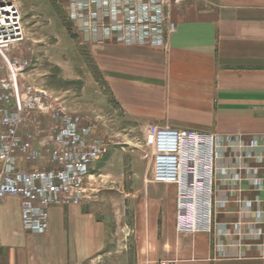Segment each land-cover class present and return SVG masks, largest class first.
Segmentation results:
<instances>
[{
	"label": "crops",
	"instance_id": "0c3cea01",
	"mask_svg": "<svg viewBox=\"0 0 264 264\" xmlns=\"http://www.w3.org/2000/svg\"><path fill=\"white\" fill-rule=\"evenodd\" d=\"M171 17L176 31L163 46L124 45L82 31L79 41L92 59L95 88L115 101L124 118L140 124L246 137L263 132L264 0H190ZM246 150L256 156L264 152L263 147ZM114 154L98 172L102 157L94 163L91 178L104 175L102 168ZM237 155L236 148L226 149L218 160L216 199L226 205L219 207L216 219L227 228L224 235L178 233L176 186L148 182L143 263L264 264V234H258L263 220L254 214L262 205L253 200L256 192L249 181L264 176V162L248 160L256 170L245 172L237 183L232 179ZM8 198L16 197H6L0 206V264H13L6 238L21 223L20 206L18 219L9 223ZM102 215L84 203L51 207L48 230L35 236L40 244L33 264H89L106 244Z\"/></svg>",
	"mask_w": 264,
	"mask_h": 264
},
{
	"label": "built area",
	"instance_id": "2783aa9c",
	"mask_svg": "<svg viewBox=\"0 0 264 264\" xmlns=\"http://www.w3.org/2000/svg\"><path fill=\"white\" fill-rule=\"evenodd\" d=\"M189 1L70 0L69 18L79 30L98 33L103 41L163 46L176 31L172 11ZM25 38L18 3L0 0V49H9ZM36 92L46 94L45 90L29 86L19 97L15 83L5 79L0 84V206L6 197H18L23 229L43 234L49 228L51 207L80 205L89 198L91 167L103 156L107 143L84 116L65 111H58L60 123L46 146L36 143L32 134L22 131L25 117L18 103V99H25V104L32 106L34 99L41 98ZM143 143L151 155L146 182L176 186V231L227 234V228L216 219L219 207L226 205V201L216 199L221 170L218 160L226 149L236 148L238 165L232 179L241 182L245 172L256 170L248 160L264 162V152L256 156L252 151H244L264 149V131L246 137L241 133L149 124L143 132ZM249 181L256 192L253 200L262 205L254 214L263 220L264 226V176ZM237 190L241 191L239 187ZM258 234H264L263 227ZM159 264L173 263L162 260Z\"/></svg>",
	"mask_w": 264,
	"mask_h": 264
},
{
	"label": "rangeland",
	"instance_id": "374dc122",
	"mask_svg": "<svg viewBox=\"0 0 264 264\" xmlns=\"http://www.w3.org/2000/svg\"><path fill=\"white\" fill-rule=\"evenodd\" d=\"M16 2L26 38L9 49H0V84L5 79L15 83L19 97L29 86L46 91L35 93L41 98L34 99L32 106L18 99L25 117L22 131L46 146L60 123L58 111L79 113L93 125L107 143L97 172L115 154L107 168H102L104 175L89 180V198L82 202L97 208L106 220L105 247L89 264H145L140 259L149 207L146 177L151 169L150 149L143 143L147 125L124 118L115 101L95 88L92 59L79 41L82 31L69 18L70 0ZM16 198L7 201V219L12 224L18 219ZM12 206L16 212H12ZM20 224L6 238L11 245L10 258L13 264H33L39 258L40 243L37 234L27 232Z\"/></svg>",
	"mask_w": 264,
	"mask_h": 264
}]
</instances>
